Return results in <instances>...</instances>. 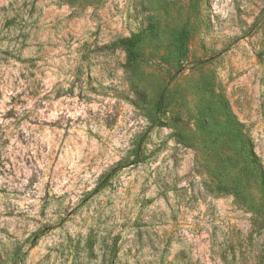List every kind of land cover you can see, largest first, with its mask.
<instances>
[{
  "label": "rangeland",
  "instance_id": "rangeland-1",
  "mask_svg": "<svg viewBox=\"0 0 264 264\" xmlns=\"http://www.w3.org/2000/svg\"><path fill=\"white\" fill-rule=\"evenodd\" d=\"M0 264H264V0H0Z\"/></svg>",
  "mask_w": 264,
  "mask_h": 264
},
{
  "label": "trees",
  "instance_id": "trees-1",
  "mask_svg": "<svg viewBox=\"0 0 264 264\" xmlns=\"http://www.w3.org/2000/svg\"><path fill=\"white\" fill-rule=\"evenodd\" d=\"M179 48H180V52L182 53L185 48H186V44H187V40H188V31L186 29H183L180 33H179ZM142 41L141 35L140 34H134L130 37H126V38H120L115 44L114 46L119 47L121 50H123V52L126 55V59H127V63H126V68L129 70H132L136 67L138 61L142 58V55L138 53L139 50V46L140 43ZM171 79L167 85L164 87V89L162 90L157 104H156V112H155V116L153 118L154 123L157 124L158 122L161 121V118H163V116H165L166 114V108H167V97H168V92H169V88L170 85L172 83ZM221 104L224 108V110L226 111L227 115L229 118H231L232 120H236L231 109L229 106V103L227 102L226 98L224 96L221 97ZM235 124L237 125V127H240V123H238L237 121H235ZM245 141H246V148H247V152H248V158L249 160L255 164V166L260 169V165L258 164L256 155L252 149V145L250 142V139L248 137H244Z\"/></svg>",
  "mask_w": 264,
  "mask_h": 264
}]
</instances>
